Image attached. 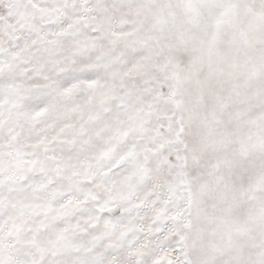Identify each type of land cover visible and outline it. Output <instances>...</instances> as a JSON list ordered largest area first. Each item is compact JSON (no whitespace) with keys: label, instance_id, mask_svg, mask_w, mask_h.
<instances>
[{"label":"snow or ice","instance_id":"6c2138e0","mask_svg":"<svg viewBox=\"0 0 264 264\" xmlns=\"http://www.w3.org/2000/svg\"><path fill=\"white\" fill-rule=\"evenodd\" d=\"M0 264H264V0H0Z\"/></svg>","mask_w":264,"mask_h":264}]
</instances>
